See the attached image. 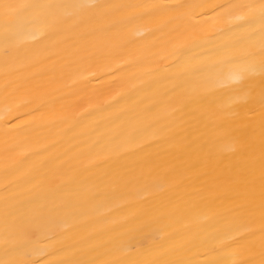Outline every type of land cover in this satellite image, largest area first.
I'll use <instances>...</instances> for the list:
<instances>
[{
	"label": "bare ground",
	"instance_id": "6f19581e",
	"mask_svg": "<svg viewBox=\"0 0 264 264\" xmlns=\"http://www.w3.org/2000/svg\"><path fill=\"white\" fill-rule=\"evenodd\" d=\"M259 2L0 0V264H264Z\"/></svg>",
	"mask_w": 264,
	"mask_h": 264
},
{
	"label": "snow or ice",
	"instance_id": "6c2138e0",
	"mask_svg": "<svg viewBox=\"0 0 264 264\" xmlns=\"http://www.w3.org/2000/svg\"><path fill=\"white\" fill-rule=\"evenodd\" d=\"M238 7L254 10L255 12H258L261 19L264 20V0H260L258 4L241 5Z\"/></svg>",
	"mask_w": 264,
	"mask_h": 264
}]
</instances>
